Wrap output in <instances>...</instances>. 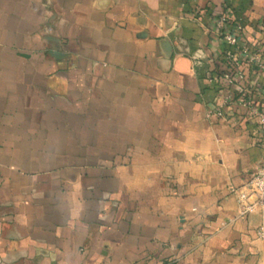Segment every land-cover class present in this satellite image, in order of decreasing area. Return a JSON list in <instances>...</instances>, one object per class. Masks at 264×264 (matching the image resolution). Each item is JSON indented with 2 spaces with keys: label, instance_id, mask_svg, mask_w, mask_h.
<instances>
[{
  "label": "crops",
  "instance_id": "obj_1",
  "mask_svg": "<svg viewBox=\"0 0 264 264\" xmlns=\"http://www.w3.org/2000/svg\"><path fill=\"white\" fill-rule=\"evenodd\" d=\"M223 9L264 51V0H0V264H264V129L209 115Z\"/></svg>",
  "mask_w": 264,
  "mask_h": 264
},
{
  "label": "built area",
  "instance_id": "obj_2",
  "mask_svg": "<svg viewBox=\"0 0 264 264\" xmlns=\"http://www.w3.org/2000/svg\"><path fill=\"white\" fill-rule=\"evenodd\" d=\"M215 28L218 31L220 47L209 82L224 88L221 104L209 115L227 118L233 111H244L252 122L264 129V88L256 84L241 87L239 92L231 91L246 78V71L264 72V51L241 41L242 25L237 22L229 9H223L217 15ZM232 115V114H231ZM238 217L260 211L261 222L256 228L257 237L264 240V159L250 180L236 190Z\"/></svg>",
  "mask_w": 264,
  "mask_h": 264
}]
</instances>
